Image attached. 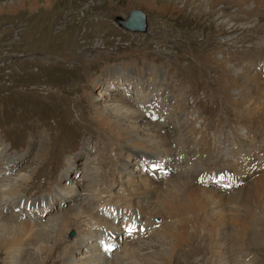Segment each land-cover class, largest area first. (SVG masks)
<instances>
[{"label":"rangeland","instance_id":"rangeland-1","mask_svg":"<svg viewBox=\"0 0 264 264\" xmlns=\"http://www.w3.org/2000/svg\"><path fill=\"white\" fill-rule=\"evenodd\" d=\"M19 1L0 0V145H7L10 154L2 155L0 149V179L10 180L4 183L9 187L22 180L15 189L25 203L21 208L17 205L21 201L0 195V210L8 221L25 228L15 241L17 253L10 258L8 251L2 250L0 264H64L71 249L73 260L79 264H157L168 250L171 255L176 250L172 232L165 227L175 222L148 211L147 200L144 208L136 202L137 197L127 188L132 181L130 174L137 178L146 170L161 179L176 176L191 181L194 170H205L209 165L204 164L211 159L221 162L219 168L226 165L245 171V178L252 175L243 155L236 158L229 151L235 137L244 138L248 130L229 138V131L241 129L243 123L236 107L225 102L224 96L232 74L264 69V3L249 11L246 5L228 1L215 7L204 0H196L197 4L156 0L152 8L140 0H37L36 5L30 0L24 4ZM132 9L146 13V32L131 31L119 23L118 18H128ZM146 62L160 66L162 78L156 80L152 76L155 72H147L146 77L133 72L138 71L137 66L146 71ZM129 69L133 71L125 72ZM116 99L126 100L131 112L146 116L125 119L126 124L136 126L138 136L151 134L148 125H157L169 137L170 146L150 150L149 145L127 142L100 127L95 119L96 104L114 108ZM181 104L186 110L184 118L178 108ZM253 107L259 108V101ZM193 110L207 117L217 133H224L222 142L205 132H198V145L193 146L185 133L182 140V132H189L186 128L191 130L194 125L193 130H197ZM202 134L208 142L201 141ZM253 138L258 137L253 134L246 138L255 148L252 153L264 159V141L253 143ZM148 154L156 159H141ZM154 163L156 169H150ZM123 164L128 166L126 172H122ZM217 177L219 180L211 178L207 185L199 180L197 184L215 195L237 194L236 182L229 189L219 183L221 175ZM93 191L101 196L95 207V196H90ZM123 196H134L138 205L130 203L128 207L136 216L141 212L144 217L150 214L149 218L156 214L155 224L144 237L130 239L124 231L132 218L121 213L115 217L113 208L123 212L128 208L120 200ZM48 200L53 205L45 210ZM154 203L160 204L157 200ZM259 204L253 202L255 216L247 221L242 241L236 242L235 235L240 226H230L228 236L219 238L220 246L234 251L229 258L232 264H264V207ZM98 209L107 222L111 218L106 216H114L119 225L107 238V244H116L111 251L94 232L101 222L87 215L88 210L94 213ZM62 214L72 221L64 231L57 218ZM79 233L82 236L77 242ZM54 234L60 235L58 244ZM192 236L188 245L174 252L171 264L226 261L212 255L215 253L203 232L193 231ZM127 241L136 245L135 260L122 258L127 253Z\"/></svg>","mask_w":264,"mask_h":264},{"label":"bare ground","instance_id":"bare-ground-1","mask_svg":"<svg viewBox=\"0 0 264 264\" xmlns=\"http://www.w3.org/2000/svg\"><path fill=\"white\" fill-rule=\"evenodd\" d=\"M30 1L36 5L37 0H30ZM140 1H142V3L146 4L147 6H149L151 8H152V6L156 5V0H140ZM190 1H193L196 4L199 3V2H196V0H190ZM226 1L231 2V3L233 2L236 5L240 4L241 6L246 5V6H248L249 11L258 8L259 7L258 5L261 6L260 3H264V0H204V2L208 6L214 5L215 7L218 5L226 3ZM25 2H26V0H20L19 1L20 4H24ZM240 5H239V7H240ZM244 9H246V8H244ZM248 9H246V10H248ZM136 17L137 18L140 17V14L131 15V20H129L126 23L123 21H120V22H121V24L126 25L129 28H131L130 27V21L132 23L133 19L134 18L136 19ZM255 54H256V52H255ZM252 55H253V52H252ZM249 56L250 55H248V57ZM220 65H222V64H220ZM140 67L137 66L138 71H133V69H129L127 71L125 70V72H128V71L132 72L133 71L137 74H140L142 77H146L147 72H149V73L155 72L152 76H154L156 78V80H157V78H162V76H163L162 68L156 64L154 66H152L150 63L146 62V71H144V72L142 71V68H140ZM231 70H229V71L231 72ZM244 71L246 72V70H244ZM247 72H248V74H245V73L232 74V76L230 78L228 77L230 87L226 91L227 97L224 96V101L230 102V104H232L233 106L236 107L237 112L240 115V117L242 119V123H243V127L241 129L238 126L239 129L235 128V129L229 131L230 132L229 138H232V135H238V134H240V132H243V131L245 132V130H248L247 131L248 135L246 133H244L245 134L244 138H242L243 136H238L237 138L235 137V139L233 138L234 139L233 141L230 140V142L231 141L232 142L229 145V147L231 145L232 146L230 147L231 149L229 151H230L231 155L233 153H235L236 158H239L241 155H243L245 166H246V168H251V170L253 171L252 175H249L248 177L246 176V178H245V176H244L245 171L240 172L236 169H231V168L228 169L226 167V165L219 168V164L221 162H217V161L211 160L209 158L210 160H208L204 164V165L208 164L209 166L207 168H205V170L202 169L203 171H200L199 169L194 170V175L192 177L193 179L191 181H189V180L186 181V180L182 179L181 177H176V176H173L171 178L163 177V179H161V178L157 177L156 175H151L150 173L146 172V170L143 171V167H142L141 170L143 172H145V173H143V176H141L142 174H140V175L138 174V176H136L137 178H133V173L130 174L132 177V181L127 186V188L134 194V196L137 197L136 202L138 204L142 205V207H143V204L145 203V200H147V204L145 203L146 204L145 207L147 208L148 211H153L157 215H159L161 217L162 216L165 217L166 221H167V218H172L170 220H171V222H175V224L172 225V223H169L167 221L168 223L165 225V227L166 228L169 227L170 231L172 232V235L174 237L173 240L175 242V246H176L175 249L176 250L179 249V247H182L184 245H188L187 243H189L191 241V239L193 238V236H192L193 231L199 230V231H201V234L203 232V236L207 240H209L208 242L210 244V248L213 251V253H215L212 255H214L215 258H218L219 256H220L219 257L220 259L225 258V260L227 261V264H232L231 260L229 258H230V255L232 256L234 251L230 250V252H228L229 250L227 251V247L229 248V246H220L219 244H221V242L219 243V238L222 235L228 236L230 226H233V227L240 226L241 230L239 232H235V235H236V242L242 241L244 238L243 235L245 234V232L248 228L247 221H249L251 219V217L255 216V210L253 207V202L258 201L260 203L259 205H262V207H264V196H262V195H264L263 194L264 193V159H260L258 157V155L252 153V149H255V148H252V144L247 142L248 140L246 139L247 137L254 134V136H256L258 138H256V139L253 138L254 139V140H252L253 143L256 142L257 140L259 141L260 139H261V142L264 141V69L259 70L258 68H256V69L254 68L253 71L251 70V72H250L249 70H247ZM223 81H224V79H223ZM151 97H153L152 94H151ZM125 101L126 100H124V99H118L117 103L114 105V108H112V107L111 108H103V106L101 107L98 104H96L97 105V108H96L97 111L95 113V119L99 122V126L106 128V129H109V132L112 133V135L114 134L113 135L114 137L116 136L118 138H121L122 140H126L127 142L129 140V142L132 141L135 144L149 145V146H147V148H149L150 150H152L154 148H158V147L161 148L162 150H165V148L169 147L170 146L169 145L170 143L168 140L169 137L167 138L163 134V132H161V128L159 126L148 125V129L152 133L147 135V136H145V135L144 136H142V135L138 136L137 135L138 129L135 128L136 126L135 125L130 126L129 124H126L127 121L125 119L128 116L132 117L134 119L137 118V116L139 119L144 118L146 116L141 114V113H139V115H138V113H136V112H131L130 106L127 104V101L126 102ZM257 101H259V106H260L259 108L253 107L254 103ZM148 102H150V101H148ZM181 105H183V104H181ZM186 106L188 107V105H186ZM176 108H177V106H176ZM178 108L180 109L179 110L180 111V117L182 114V116L184 118V115L186 114L185 113V111H186L185 106L184 105L178 106ZM194 109H196V108H194ZM191 113H192V116L194 118L193 123L197 124V130L196 129L193 130V128H195L194 125L193 126L191 125L192 126L191 130L189 129V127L186 128L185 130H189V132L188 131L182 132V140L183 141H185V139L183 137V135L185 133V136L186 137L188 136L189 142L191 144H193V146H194L199 141L198 132H201V133L205 132V133H209L211 136H213L214 140L216 142H222V138H223L222 136L224 135V133H217L216 130H214V128L208 124V118L207 117H205L204 115H201L199 110H193V112H191ZM183 121H184V119H183ZM190 132H192V135L190 134ZM189 142H187V143H189ZM200 143H201V141H200ZM0 146H1L0 149H1L2 155L9 154L7 152L8 151L7 145H5L3 143ZM253 146H256V145H253ZM186 147H188V146H186ZM188 148H190V147H188ZM208 148H210V147H208ZM259 151H261V150H259ZM253 152H254V150H253ZM260 153H262V152H260ZM147 156L148 157H142L141 156V159L142 160L148 159L151 156V154H148ZM151 157H153V156H151ZM122 166H124V167L122 168ZM122 166H121L122 172H126L128 166H126L124 164ZM195 167H194V169H195ZM191 170H193V169H191ZM94 172H95V170H94ZM164 173H165V171H164ZM216 174L221 175L222 181L225 182L224 184L227 185V187L229 189L230 188L232 189L233 181L236 182L235 191L237 194H235V195L231 194L230 196H221V195H215L214 192H212L208 188L207 189H200L201 187L199 186V184H197V180H199L200 182H205L204 185H207L209 183L208 182L209 179L218 178ZM24 178H26L25 175L22 177V179H24ZM250 178H251V180H250ZM218 180H219V178H218ZM8 181H10V180L3 181L0 179V195L4 198L11 197V198L16 199V201H18V200L21 201V204H17V205H19L22 208L23 207L22 205H24L25 200L20 199V197H19L20 194L18 195V192L15 189L19 185V183H22L21 182L22 180L17 181V183H14L12 187H9L8 184H4ZM249 183H250V185H249ZM167 186H168V188H167ZM208 186H212V185H208ZM164 188H167V189H164ZM17 189H19V188H17ZM97 190H98V187L96 188L95 191H97ZM127 190H125V191H127ZM171 190H173V191H171ZM95 191L90 193V196H95L94 201L92 202L93 203L92 206H94V207H95V202L101 201L100 194H98V192H97L95 195ZM128 197H129V195H128ZM132 198L129 199V198L123 196L122 198H120V200L124 201V203H126V207H128V205L130 203H135ZM90 200H91V197H90ZM156 200L158 201V203H160L159 206L154 205L155 204L154 202ZM48 201L45 204V210L51 209V207H49L50 203H52V205H53L52 201H49V202ZM13 202H15V201H13ZM138 204H136V205H138ZM26 205H29V202ZM112 205L113 204H111V206H109V207L113 208ZM227 205H228V207H226ZM136 207H138V206H136ZM143 208H141V209H143ZM113 210L115 213V214L114 213L113 214L116 215L115 217H117L118 214L121 213V214H126L127 216H129V218H132L131 220H129L128 226H127L129 228V230H131L132 232L138 231V232H141L142 234H145V233H147V230L149 231L150 228L155 224V215L156 214L154 215V213H153L154 216L149 218L148 215H150V214H148L144 217V215L142 214L143 212H141L139 214V216H136L135 211L132 209H129V207L127 209H124L125 212H123V209L117 208V207L113 208ZM137 210H139V208H137ZM147 210H146V212H147ZM88 211H90V212L87 215H90V217H95L99 223L101 222L100 223L101 227L95 229L94 232H96L99 235L98 240H100L101 244L106 246L107 250H108V248L111 244H107L108 243L107 238L111 237V233H113L116 230V228H119V225L115 224L116 218H114V216H106L108 218H111L110 220L112 221V222L111 221L107 222L105 218L100 216L99 209L97 210V212H94V213H93V210L92 211L88 210ZM103 211H106V209ZM107 211L110 212L109 209H107ZM81 212H84V210L79 211V213H81ZM112 212L113 211H111L110 213H112ZM57 216H59V215H57ZM69 217L70 216H67V214H65V215L62 214V215H60V217H57L58 222L60 223L59 227H61L62 230L64 228H66L65 226L72 223L71 219L70 220L68 219ZM62 221H63V223H62ZM180 221H182V222L180 223ZM137 225H138V227H137ZM107 226L109 227L108 230L105 228ZM24 228H25V226L23 224L13 222V221H8V219L5 218V215H3L2 208H1V210H0V253L2 252V250L4 251L6 249L8 251L10 258H12V256L14 255L15 252L17 253L18 248H15V247H18V246H17V243L15 241H16V239H19L18 236L21 234V232L24 230ZM186 231H188L189 233ZM103 233L105 235H103ZM90 235L95 236V234L93 232H91ZM126 235H127V233H126ZM53 236L52 237L54 239V242L56 240V242L58 244L61 241L59 238L60 235L54 234ZM80 236H82L81 233L76 234L75 238H76L77 242L79 241ZM21 237H23V236H21ZM141 237H144V236H139L137 238H141ZM130 239H136V238H133L132 236H130ZM102 240H103V242H102ZM198 240H199V238H198ZM165 241H166V238H165ZM165 241H163V243ZM125 244H124L125 245L124 248L126 249L127 253L122 258L123 259L133 258L135 260V258L137 256L136 252H138L137 248H135L136 245L134 244L135 247L131 246L130 244H132V243L130 241L125 242ZM112 245H116V244L113 243ZM173 246H174V244L172 243V247ZM42 248L40 246V249H42ZM167 250H168V247L165 246V251H167ZM176 250H174V252ZM40 251L41 250H38L39 255L41 257H43V255L40 254ZM71 251L74 253V249H71ZM168 251L169 252H167L165 255L162 254L163 257L161 260L158 261L157 264H171L172 263L171 260H172L174 252H172L173 254L171 255V250H168ZM72 252H71V254H69V253L67 254V259H66V262L64 264H79L73 260V257H72L73 253ZM159 253H160V251H159ZM159 255H161V254H159ZM85 259H88V257ZM226 261L224 263H222L219 259H217L213 262V264H226ZM80 264H85V263H80ZM116 264H120V263L117 262Z\"/></svg>","mask_w":264,"mask_h":264},{"label":"water","instance_id":"water-1","mask_svg":"<svg viewBox=\"0 0 264 264\" xmlns=\"http://www.w3.org/2000/svg\"><path fill=\"white\" fill-rule=\"evenodd\" d=\"M132 13L133 14H140V17H138V18L136 17V19L134 18L132 23L130 21V27L131 28L120 23V20L125 22V23L128 22L129 20H131V15H133ZM118 21L122 26H124L127 29H130L132 31H146L147 19H146V14L142 10H131L129 13V17L127 19H124L123 17H121V18H118Z\"/></svg>","mask_w":264,"mask_h":264}]
</instances>
